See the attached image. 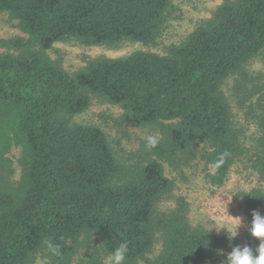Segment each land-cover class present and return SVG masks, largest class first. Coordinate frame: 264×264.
<instances>
[{"label": "trees", "instance_id": "obj_1", "mask_svg": "<svg viewBox=\"0 0 264 264\" xmlns=\"http://www.w3.org/2000/svg\"><path fill=\"white\" fill-rule=\"evenodd\" d=\"M170 1L0 0V12L29 35L0 41V48L17 51L0 52V264H29L36 253L46 254L48 264H73L83 233L96 235L106 256L127 241L125 264H217L224 237L192 226L181 199L160 210L174 186L163 163L177 164L201 143L213 168L209 181L221 186L246 155L220 89L264 48V0L224 3L166 55L99 58L74 73L46 56L69 38L150 44ZM93 96L119 104L125 120L159 129L160 140L148 149L154 159L127 180L102 129L70 122ZM258 118L250 162L264 183V106ZM13 145L21 147L18 182L7 157ZM243 198L249 219L253 211L264 215V191L253 188ZM156 231L163 250L145 261ZM85 264L105 263L93 256Z\"/></svg>", "mask_w": 264, "mask_h": 264}, {"label": "rangeland", "instance_id": "obj_2", "mask_svg": "<svg viewBox=\"0 0 264 264\" xmlns=\"http://www.w3.org/2000/svg\"><path fill=\"white\" fill-rule=\"evenodd\" d=\"M232 1L234 0H171L161 32L150 44L124 39L114 45H88L69 38L55 42L46 51V56L67 72L74 73L99 58H120L138 51L166 55L172 47L179 46L193 30L207 24L219 7ZM14 38L28 40L29 35L20 28L17 19L7 12H0V41ZM6 50L17 52L7 47L0 48V52ZM220 90L229 106L234 125L241 130V142L246 148V155L231 165L221 186H214L209 181L208 176L213 168L202 158L206 146L201 143L192 146L188 156L177 164L163 163L164 173L174 186L159 208H174L177 200L181 199L186 204L188 220L192 226L224 237L226 245L216 261L217 264H226V257L233 247L248 246L255 252L260 243L250 235L252 218L249 219L244 210L243 196L253 188L264 191V183L259 181L250 162L260 134L258 117L264 106V48L228 76ZM123 115L124 111L119 104L93 96L89 106L82 113L72 116L70 122L94 125L102 129L123 167L121 180L124 181L132 175L135 168L154 159L148 149L160 140L161 134L158 127L137 126L125 120ZM20 156L21 147L18 145H13L7 153L12 161L13 182L20 180ZM236 231V237L230 238V234ZM78 243L79 249L73 264H85L93 256H98L105 263L108 255L100 250L96 235L83 233ZM163 244L162 233L156 231L152 249L145 256V261L156 260L163 250ZM29 264H48V258L46 254L36 253Z\"/></svg>", "mask_w": 264, "mask_h": 264}, {"label": "clouds", "instance_id": "obj_3", "mask_svg": "<svg viewBox=\"0 0 264 264\" xmlns=\"http://www.w3.org/2000/svg\"><path fill=\"white\" fill-rule=\"evenodd\" d=\"M237 231L230 234L234 238ZM250 235L260 241L255 252L248 246H235L226 257V264H264V215L253 211ZM128 252V242L122 241L106 257L105 264H125Z\"/></svg>", "mask_w": 264, "mask_h": 264}]
</instances>
